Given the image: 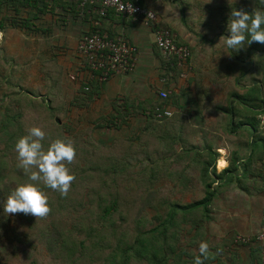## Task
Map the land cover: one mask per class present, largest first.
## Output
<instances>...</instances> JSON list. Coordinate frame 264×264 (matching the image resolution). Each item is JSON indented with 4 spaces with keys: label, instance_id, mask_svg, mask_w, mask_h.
Listing matches in <instances>:
<instances>
[{
    "label": "rangeland",
    "instance_id": "obj_1",
    "mask_svg": "<svg viewBox=\"0 0 264 264\" xmlns=\"http://www.w3.org/2000/svg\"><path fill=\"white\" fill-rule=\"evenodd\" d=\"M162 1L173 5L185 26L202 34L199 38L201 48L191 47L192 76L186 82L194 85L198 93L203 92V97L213 95L221 99L220 104L214 100L212 109L205 111L208 133L198 140H185V144L183 141L182 150L177 152L171 138L148 139L152 133L143 127L146 117L142 109L130 110V123L122 119L112 126L109 120L113 110H108L104 103H90L88 96L86 103L81 100L84 94L80 88H62L58 84V70L51 73V68L42 63L38 43L46 40L44 36L10 27L12 21L20 22L19 15L18 20L12 13L4 18L5 28L1 29L3 35L0 37V264H72L58 244L52 246L51 240L58 238L54 234L65 238V232L77 241L100 231L103 224L99 223V213L92 211L91 206L102 205L111 197L119 200L120 216L107 223L108 238L103 239L100 250L93 251L85 259L89 261L86 264H102L103 251L112 247L111 236L117 232L122 233L123 238L118 247L112 248L116 252L115 263H122L124 250L138 236L160 226L176 209L175 205L185 206L204 199L209 183L215 195L208 211L203 208L186 213L175 210L177 215L172 226L177 228L174 233L178 235L176 248L180 252L194 258L199 255V243L207 241L209 252L205 264H230L232 261L231 264H236L238 247L251 245L238 243L237 238L254 241L253 238L261 233L264 227V157L251 159L249 164L245 162L252 155L247 147L252 141L251 133L239 126L242 119L236 118L234 108L249 116L253 114L236 103L233 95L245 94L256 81L264 94V64L261 65L264 54L257 49V53L251 54V44L246 45L239 51L237 61L234 56L238 53L225 49L221 37L228 34L226 27L232 8L251 12L256 8V0ZM55 17L65 21L62 13ZM42 19L45 27L51 28L47 41L55 47L63 37L70 41L77 39L83 29L80 24L58 29L50 24L51 16L45 15ZM77 20L81 23L83 18ZM87 32L84 30L80 38ZM79 43L74 40L73 44L78 46ZM72 71L67 74L70 81V76L75 74ZM215 101L225 109V117L213 110ZM253 116L260 120L256 136L264 138L263 115L257 112ZM33 126L45 132V147L56 138L71 140L76 154L67 167L74 175L70 188L73 183L75 189L69 191L70 196L68 193L63 196L61 204L50 208L45 216L29 214V218L19 212L7 214L2 207L10 192L27 181L29 172L17 167L14 142ZM136 142L144 148L133 150ZM205 148H208L207 155L201 156ZM209 148L220 154L219 160L214 159ZM223 159L227 163L225 161L220 167ZM233 160H239L236 162L239 165H234ZM229 166L231 171L226 173L223 168ZM37 183L46 195H53V190L45 187L42 181ZM81 189L84 201L80 200ZM98 189L103 192L101 197ZM88 193L92 196L88 197ZM93 226L96 229L91 232ZM263 257L260 251L261 264ZM169 259L168 264L177 261L173 256ZM125 261L127 264H151L144 258L132 257ZM77 264H82V260Z\"/></svg>",
    "mask_w": 264,
    "mask_h": 264
},
{
    "label": "crops",
    "instance_id": "obj_2",
    "mask_svg": "<svg viewBox=\"0 0 264 264\" xmlns=\"http://www.w3.org/2000/svg\"><path fill=\"white\" fill-rule=\"evenodd\" d=\"M142 4L157 11L161 15L158 16V23L155 28H171L177 34L178 42L189 46L191 49V59L184 67L177 68L174 60H169L170 58L164 56L154 43L153 33L155 28L112 14L103 21L101 29L104 33L114 38L124 36L135 45L138 49L135 58V67L128 73L110 76L105 83L90 82V94H84L81 100L87 103L85 98L88 96L89 98L87 99L88 101L91 100L90 103L100 101L106 105L108 110H113V112L111 111L112 114L116 112V108L119 107H123L124 109L140 108L143 112L142 115L146 117V121L143 122L145 126L143 125V127L150 133L157 132L158 129L162 130L161 133L167 132V130H164L163 125L160 124L159 127L157 120L154 119L153 121L151 119L154 118L152 117L153 111L157 108L171 110L173 116L171 117V129L168 130L169 133L181 137L183 141L191 140L192 138L198 140V138L208 133V130L205 128L208 124L204 118L205 111L207 112L212 109L211 103L214 102V100L219 104L221 100L216 99L213 95H211V97L210 95L203 97V92L198 93L194 85L186 82V80L192 76L191 47L195 48V50L200 47L201 42L199 38L202 34H198L194 28L189 29L185 26V24L181 22L180 13L178 12L177 16V11L175 12L173 9V5L162 0H142ZM58 11L62 12L61 10ZM172 12L174 13L171 14ZM71 17L72 16L68 14L64 22H61L58 17H53L50 24L58 29H60V27L70 29L71 27L68 26H77L80 24L79 26H82L83 29L79 32L78 38L74 40L81 41V39L89 35V31L93 29L92 17L90 15L89 18H86V16L83 15V21L81 23L77 20L78 18L72 19ZM185 21L188 26H190L191 23H188L189 20H187L186 17ZM84 30H88V33L80 38V34H82ZM1 34L2 32H0V37ZM45 39L46 40H43L45 43H38V47L42 53V63L44 65V62L47 61V66H49L52 60L58 62V84L64 89H66V87L79 89L82 85L87 84L89 67L86 60L78 53L77 44L74 46V40L70 41L68 37H63V39L59 41V45L55 47L51 46V43L47 41V39H49L48 37ZM73 46L74 48H72ZM52 68L53 71L49 70L51 73L54 72V67ZM71 70L79 75L76 80H71L72 82L67 76ZM68 81L70 83H68ZM161 91L169 92L168 99L159 97ZM217 102L216 105L213 106V110L225 117V109L219 105L217 106ZM150 115L151 117L149 118L148 116ZM129 117L131 118L132 116L128 115L125 117V120H127L126 124L130 123L128 120ZM185 143L187 142L185 141ZM181 144L182 143L175 145L177 148L176 152L180 149L182 150ZM223 160L226 161L225 159ZM261 248L263 249L262 246ZM262 249L260 250L257 244L239 246L236 251V254H239V261L235 260L236 264H261L259 254L260 251L263 252ZM232 251L234 252L235 250L232 249ZM246 251H248L247 254L245 253ZM232 256H234V254ZM232 262H230V264Z\"/></svg>",
    "mask_w": 264,
    "mask_h": 264
},
{
    "label": "trees",
    "instance_id": "obj_3",
    "mask_svg": "<svg viewBox=\"0 0 264 264\" xmlns=\"http://www.w3.org/2000/svg\"><path fill=\"white\" fill-rule=\"evenodd\" d=\"M255 7H264V5L260 4L259 0H256L255 2ZM58 10H61L62 12H59ZM94 9L92 7H87L83 11L78 8L77 3L74 0H0V32L1 29L5 28V22L4 18H7L8 13H12L13 17L15 20H18L17 15H19L18 21L19 23H14L12 21V24L9 25L10 27L13 28H18L19 30L26 32L27 34L30 35H39L40 37H45L46 35L49 36V32H51V29L49 27H45V24H43V17L45 15H49L52 18L60 15L62 13V17L65 18L68 14H70L72 19L76 18H83V15L86 16V18H89L91 15V19L94 20L97 15L93 11ZM25 14V15H23ZM114 13L110 12L108 16L112 15ZM115 15V14H114ZM87 20V19H86ZM91 30V29H90ZM96 28H93L92 31H89L90 34L92 32H95ZM103 32V30L101 29ZM88 33V32H87ZM46 36V37H48ZM45 37V38H46ZM257 49L258 52H262L260 54H264V44H260L257 42L251 43L250 47V53L255 54ZM238 55H235L234 58L239 61V52H237ZM79 57V55H78ZM238 59H237V58ZM167 60V59H166ZM168 62V61H167ZM250 64H254L252 61L249 62ZM48 62H44V65H47ZM264 62L261 64L263 65ZM52 65V66H51ZM58 62L56 60H52L51 64L48 66L51 68L53 71L57 69L58 70ZM263 68V66H261ZM264 69V68H263ZM92 82L89 79H87V84H84L80 87V90L83 91V94L88 95L90 94V85L89 83ZM258 81H256V84ZM254 84V86L247 91L245 94H234L233 98L236 103H239L242 105L243 109L249 114H257L260 113V115H264V94L262 92V89L260 86H257ZM85 87H89V90H86ZM168 99V98H167ZM160 109V108H157ZM157 109L153 111L152 117L151 118L153 121L154 119L158 121L159 127L160 124L164 126V130H167V132H162V130H159L157 132H154L151 134L150 138L152 141L155 139H167L171 138V141L174 142L175 144L183 143V139L181 137L172 135L169 133V129H171V117H165L163 119H158L156 117L157 114ZM129 108L124 109L123 107L116 108L115 114H112V118L109 120L112 122L113 125H118V122H122V119H126L130 113ZM135 110V109H134ZM162 112L165 109H160ZM236 111V112H234ZM234 115L239 118L240 120L242 119L241 122H239V126L243 129H247L250 131L251 135L250 137L252 138L251 142H248L247 147L250 149V154L252 155L248 156L249 160L247 158L248 164L251 163V159L258 158L259 156L264 157V138H258L256 136V133H258V124L260 122L259 119L256 118V116H249L241 111H237L234 108ZM7 112V111H4ZM232 112V111H231ZM117 113V114H116ZM149 118L151 117L148 116ZM124 123H127V120L123 121ZM161 122V123H160ZM110 124V125H111ZM233 132V130H232ZM24 135V134H23ZM26 135V134H25ZM256 136V137H255ZM135 142V140H133ZM185 144V142H184ZM147 146L150 147V145L147 143ZM144 148L141 143L136 142L135 145H133V150H141ZM192 148V147H191ZM191 148H188V150ZM197 149V148H196ZM208 148H205L200 155L205 156ZM210 149V148H209ZM211 155L215 158H220V154L218 155L217 153L212 152V149L209 151ZM148 154V152H145ZM238 156V154H237ZM217 158V160H219ZM239 160H233L232 163L234 165L238 164L236 163ZM236 163V164H235ZM232 164V165H233ZM239 165V164H238ZM237 165V167H238ZM237 167L236 170H237ZM230 166L226 168L224 171L226 173H230ZM207 171V170H206ZM223 171V172H224ZM115 172V171H113ZM245 173H247L245 169ZM232 176V174H231ZM115 183V182H114ZM208 189V194L206 197L200 201L194 202L192 204H188L185 206L182 205H175L174 208L175 210H179L181 212H191L193 210H198L199 208H203L206 211H208V207L211 204L215 193L212 191V184L209 183L206 185ZM75 189L74 184L72 183V187L69 188L68 190V195L69 191ZM97 194L99 197L102 195L101 189H98ZM82 194V189L80 191V200L84 201V197L81 195ZM88 197L92 196L90 193L87 194ZM48 196V204L49 208H55L56 206L61 204L62 197L57 191L53 190V195ZM67 196V195H66ZM118 204L119 200L116 198H110L108 201H103V204H99L96 206H91L92 211L98 212V221L99 223L103 224V228L98 230V232H94V234H91L89 237H80L75 241V239H72V236L69 235L68 233L64 232V237L60 236L59 233L54 234L56 237L55 240L52 241V246L54 245H59V249L62 252L63 255L67 256V259L71 261L72 264H77V261L80 259L82 260V264H86L89 262L86 258V256H91L93 251L100 250V247L102 245V241L104 238H108L107 236V223H111L113 219H115L117 216H120V209L118 210ZM84 208L81 210L83 211ZM171 211L167 217L166 220H163L161 222L160 226L155 227L152 229L150 232L146 234H142L136 238L133 244H131L128 248H126L123 252V262L115 263V254L116 252H113V248H116L119 246L120 241L123 238L122 233H117L115 232L112 234L111 239H112V247L109 250L103 251L104 255V261L102 260V264H127L125 260L131 259L132 257L135 259H147L151 264H168L169 258L173 256L174 258L177 259V261L173 264H193V258L191 259L190 256L188 257L187 254H184L180 252L177 248L176 245L178 244V235L177 233V228L172 226L173 225V219L177 215L176 211ZM119 213V214H118ZM117 214V215H116ZM116 215V216H115ZM30 218V215H26ZM114 216V218H113ZM33 220H37L36 218H33ZM106 221V223L104 222ZM93 231H95V226H93ZM173 232H172V231ZM172 233V234H171ZM60 238V241H59ZM65 240V241H64ZM60 242H63L60 244ZM256 244V243H253ZM252 245V244H251ZM259 245V244H257ZM261 247V245H259ZM84 248H88V250L85 252L83 251ZM74 249V251H72ZM262 249V248H260ZM264 250V249H262ZM185 256H187L185 258ZM207 262L206 260H203V264ZM32 264H35L33 262Z\"/></svg>",
    "mask_w": 264,
    "mask_h": 264
},
{
    "label": "clouds",
    "instance_id": "obj_4",
    "mask_svg": "<svg viewBox=\"0 0 264 264\" xmlns=\"http://www.w3.org/2000/svg\"><path fill=\"white\" fill-rule=\"evenodd\" d=\"M260 4L264 5V0H260ZM226 31L228 34L221 36L223 46L232 53L239 52L253 42L264 44V7L254 8L251 12L233 7ZM73 75L79 77L78 74ZM44 140L45 132L37 126L30 127L26 135L15 140L17 167L28 171L29 175L26 182L18 184L7 196L3 203V212L45 216L50 208L48 196L37 183L40 181L61 196L67 195L74 180V175L67 165L73 161L76 150L71 140L67 138H56L48 143L47 147L43 143ZM198 252L199 255L193 258V264H203V260L208 259L207 241L199 243Z\"/></svg>",
    "mask_w": 264,
    "mask_h": 264
},
{
    "label": "built area",
    "instance_id": "obj_5",
    "mask_svg": "<svg viewBox=\"0 0 264 264\" xmlns=\"http://www.w3.org/2000/svg\"><path fill=\"white\" fill-rule=\"evenodd\" d=\"M82 11L92 7L97 17L93 20L95 32L86 35L80 41L77 51L84 58L89 67L88 79L98 83L107 82L109 77L116 74H125L135 67V58L138 49L126 37L116 38L101 31L103 21L110 12L116 16L132 20L136 23H143L146 26L155 28L158 23L157 13L150 7L144 6L142 0H74ZM154 43L161 53L174 60L177 68L184 67L191 59L189 46L178 42L177 34L171 28H155ZM72 80L77 75H71ZM88 90V87H86ZM168 91H161L159 97L167 99ZM171 110L157 109L156 117L163 119L172 117ZM264 125V115L261 117ZM238 237L236 242L243 244H259L264 249V227L259 236L253 238ZM264 253V250H263ZM264 264V257H263Z\"/></svg>",
    "mask_w": 264,
    "mask_h": 264
},
{
    "label": "bare ground",
    "instance_id": "obj_6",
    "mask_svg": "<svg viewBox=\"0 0 264 264\" xmlns=\"http://www.w3.org/2000/svg\"><path fill=\"white\" fill-rule=\"evenodd\" d=\"M225 165V161H220L219 166L223 167Z\"/></svg>",
    "mask_w": 264,
    "mask_h": 264
}]
</instances>
